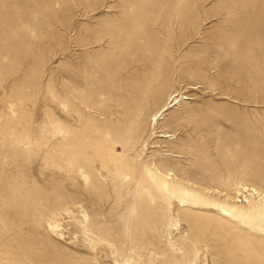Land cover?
<instances>
[{
	"label": "rangeland",
	"instance_id": "rangeland-1",
	"mask_svg": "<svg viewBox=\"0 0 264 264\" xmlns=\"http://www.w3.org/2000/svg\"><path fill=\"white\" fill-rule=\"evenodd\" d=\"M149 173L264 210V0H0V264H264Z\"/></svg>",
	"mask_w": 264,
	"mask_h": 264
},
{
	"label": "bare ground",
	"instance_id": "bare-ground-1",
	"mask_svg": "<svg viewBox=\"0 0 264 264\" xmlns=\"http://www.w3.org/2000/svg\"><path fill=\"white\" fill-rule=\"evenodd\" d=\"M64 153L62 152V154ZM149 176H150L151 181L154 183L157 191H159L164 196V198L170 205L169 207H172L173 204L176 203L178 206L185 207V208H192V209H198V210L199 209L213 210V211H216L218 215L222 217L230 218L232 220L241 222L242 224L246 225L249 229H252V231L262 229L263 220H264V210L253 208L251 210L241 211L236 206H233V205L210 201L207 198H205L202 194H200L198 191L191 190L185 187H177L173 185L172 183L168 182L167 180H165L164 178L156 176L153 173H149ZM241 188L244 191L250 190L252 193L254 194L256 193V190L253 188L249 189L246 186H241ZM85 218L86 216H84V219ZM49 227L52 231H55L58 228V225H49ZM86 232H88L87 228H86ZM239 235L241 234L239 233ZM91 242L94 246V249L96 251H99L97 250V247L100 243L102 244L103 242H96L94 240H91ZM197 259H198V252H195L193 262H195ZM134 263L137 264L136 261H134ZM125 264H129V263L125 262Z\"/></svg>",
	"mask_w": 264,
	"mask_h": 264
}]
</instances>
